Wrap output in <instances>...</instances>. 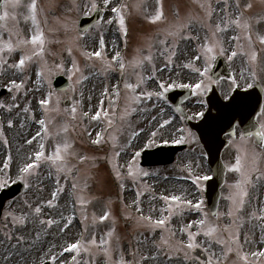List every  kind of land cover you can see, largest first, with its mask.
I'll return each instance as SVG.
<instances>
[{
  "label": "snow or ice",
  "instance_id": "snow-or-ice-1",
  "mask_svg": "<svg viewBox=\"0 0 264 264\" xmlns=\"http://www.w3.org/2000/svg\"><path fill=\"white\" fill-rule=\"evenodd\" d=\"M192 3L194 9L187 10L183 16L177 9L169 20L165 14L164 0H156L155 14L148 20L152 24H164L165 27L154 39L138 47L130 60H126L118 51L108 59V45L102 32L95 39L96 48L88 51L85 37L89 35V30L79 29L67 17L63 21L57 19L58 28L48 27L47 14L38 0H31L27 5L28 15L24 19L31 21L32 28L29 35L24 36L8 24L9 20L18 24L14 10L20 7L21 0H0V79L4 80L3 89L12 94V103L0 102V109L8 113L19 109L38 125L35 135L25 141L27 145L36 143L38 147L25 155L15 174L12 173L11 152L0 162V191L23 184L42 192L41 185L47 181H54L55 184L51 199L35 205L25 200L23 207L28 212L18 214L10 210L3 216L4 236L9 241H16L14 247L25 242L23 233L36 221L43 226L45 233L56 229L61 234L68 232L75 221L81 225L80 236L63 245L58 253L52 254L48 261L41 264H57L58 260L60 264H96L98 256L104 257L103 264H264V199L261 197V189H264V105L258 96L245 130L238 133V124L229 122L232 130L229 140L224 143L233 149L234 158L225 167L236 179L228 185V193L224 197L228 207L224 213L217 210L209 215L204 210L202 200L193 202L183 195H152L151 200L163 202L159 209H152V212L159 213L153 218L151 214H144L139 199L145 193L137 191L138 199L132 205L136 215L130 212L123 214V219L132 221L138 230V236H133L129 241L126 254L117 233L116 218L109 210L110 203L99 216L89 212V206L97 198L87 195L89 178L81 181L79 164L90 158L75 150L71 135L80 126V121H95L102 126L91 143L110 144L112 156L106 159L110 163L115 161L112 163L113 176L119 182L118 186L124 188L126 178L135 182L150 175L137 166L143 147L133 152L125 166L119 164L122 153L134 148L133 141L144 131L143 128L138 131L133 128L132 118L138 113L147 112L148 102L155 99L168 103L167 93L175 87L189 89L194 95L203 97L216 83L210 73L221 57L230 62L240 58L244 62L239 80L236 75L231 77L232 92L242 88L249 93L264 85V35L257 33L254 37V25L264 23V0H192ZM257 6L261 9L258 13L254 11ZM129 9V4L123 0H72L70 10L85 15L109 11L112 18L106 23H118V31L123 35L126 47V16L131 14ZM181 44L187 47L182 48ZM53 45H62L63 55L54 53ZM189 50L192 52L191 59L177 65V58L185 54L187 59ZM74 53L84 58L83 65ZM160 58H163L162 68L156 63ZM196 62L201 66L196 67ZM174 67L189 69L199 79L192 84L179 85L157 81L158 90L147 89L148 81L157 80V72L170 71ZM112 73L119 74L120 82L114 84L111 91L107 87L104 89L101 94L103 99L99 101L94 114L83 111L84 90L88 82L99 76L107 78ZM60 75L67 76L72 84L68 89L57 91L54 79ZM33 92L40 93L36 110L33 111L31 101L21 107L18 97L27 98ZM69 92L72 93L73 102L70 107H62L69 98ZM225 99L235 103L232 95L225 96ZM200 103L205 101L201 99ZM175 111L181 109L176 108ZM195 115L200 120L205 119V111ZM152 119L156 120V117ZM158 123L159 127L151 131L146 142L149 148L157 145L158 134L165 145H185L197 140L190 129L182 127L175 128L170 141L162 139L160 129L172 125L173 118ZM7 126L13 127V122L9 120ZM128 130H131L130 134ZM84 131L92 137V132ZM121 136H126V143H121ZM0 139L8 144L3 124H0ZM49 141L54 144L51 152L48 151ZM74 160L76 163H73ZM124 167L127 169L126 175ZM42 168L47 170V176L42 177ZM182 171L186 172L183 178L190 180L201 191L202 182L211 179L207 175H193L190 165H186ZM62 197L72 203L73 211L68 216L59 211L58 201ZM45 209H56L60 218H43ZM186 213H196L199 218L189 220L179 228L174 226L173 219L182 221ZM105 222H110L109 228L98 237L96 227ZM90 228L92 231L89 234ZM142 248L146 251L142 252ZM200 253H203V258Z\"/></svg>",
  "mask_w": 264,
  "mask_h": 264
},
{
  "label": "rangeland",
  "instance_id": "rangeland-1",
  "mask_svg": "<svg viewBox=\"0 0 264 264\" xmlns=\"http://www.w3.org/2000/svg\"><path fill=\"white\" fill-rule=\"evenodd\" d=\"M31 2V0H21V5L17 9H15V13L17 16L18 24L11 20L8 21L9 27H12L14 30H19L24 36H28L32 24L30 20H25V16L28 15L27 5ZM99 2V0H98ZM115 2V0H114ZM123 2L128 3L130 6V15L126 16V25L128 29V37H127V46L124 45V51L122 57L126 60H130L134 55L135 51L138 47L144 46L146 41L154 39L159 31L165 27L164 24H152L149 23L148 17L155 14L156 11V0H123ZM41 8L44 9L45 13L48 17V27L58 28L59 24H57V19L63 21L65 17L69 18L71 21L73 19V15L80 17L83 15V12H74L71 11L72 0H38ZM137 5H139V10H137ZM195 5L192 3V0H164V10L166 16L171 20L173 18V12L175 10H179L180 14L183 16L185 12L189 9H194ZM10 11H12L10 9ZM255 12H260L261 9L259 6L254 10ZM105 21L102 26H106L107 34H105L104 39L107 45V41L110 40L112 42L111 49H106L108 59L112 58V55L115 52L121 53L122 45L120 42V36L117 33H112L110 31L111 25H108L106 21L110 18V14L106 13ZM264 24V23H261ZM101 25V24H100ZM260 24L254 25V29L257 30ZM101 27L96 28V30H91L89 35L85 37V44L88 51H92L96 48L95 39L98 38V34L100 33ZM61 38H63V34L60 33ZM255 37V33H254ZM113 43L115 47H113ZM124 43V41H123ZM181 47L184 48V44H181ZM155 50V49H154ZM52 51L57 55H63V46L62 45H53ZM77 58L80 60L81 65L84 64V58L79 55V53H74ZM192 52L191 50L185 54L180 55L176 64L186 63L189 59H191ZM51 59V58H50ZM230 62V61H229ZM157 66L163 67V58H160L156 61ZM70 66V65H69ZM196 67H200V63L196 62ZM230 66L233 69L234 75H236L239 80V74L242 68L244 67V62L242 59L237 58L234 61L230 62ZM118 73H112L107 78L103 76H99L97 78L92 79L87 84V88L84 90L85 99L82 105L83 111H87L90 114H94L97 107L99 106V101L103 99L102 92L107 87L111 91L112 86L116 84ZM119 75V74H118ZM147 75V73H146ZM211 75V73H210ZM157 80L156 81H148L147 89L149 91L158 90L157 81L165 82L166 84L175 83L179 84H192L196 82L199 77L197 74L192 73L189 69H181V68H172L170 71L166 70L163 72L156 73ZM213 79V77H212ZM214 80V79H213ZM120 82V77L119 81ZM4 83L3 79H0V89L3 88L2 85ZM72 83V81H71ZM243 84V82L241 81ZM217 85L221 91V93L225 96L229 95L231 91V79H221L217 81ZM203 97H198L193 95L191 98L186 101L185 106L188 111L195 117L198 118L195 114L204 111L206 106L200 103L201 99L205 101V95ZM12 94L6 92L1 98L0 102L10 104L12 103ZM68 99H71L72 93H68ZM91 97V99H88ZM40 98V93L33 92L27 98L18 97V102L21 107H24L28 101H31L33 111L36 110L37 100ZM90 105V106H89ZM71 106V105H70ZM62 104V107H70ZM148 111L138 113L133 116L132 124L135 130H139L141 128L144 131L139 136V140L133 141L134 148L129 149L126 153H122L119 164L121 166H125L127 162L131 159L134 151H140L141 148H147V140L150 136L151 131L156 130L159 127V122H162L164 119L173 118V124L169 125L166 129H160V132L163 134L162 139L171 140L173 135L175 134L176 127H182L185 129H190L188 125L184 122V120L178 115L174 109V107L168 103H164V101H150L146 105ZM155 116L156 120H153L152 117ZM11 120L13 122V127L9 128L7 126L8 121ZM24 120L26 123H32L30 119L27 118V115L20 112L19 109H14L13 112L8 113L3 109H0V124H3L4 136L8 140V144H4L3 140L0 139V162L4 161L6 155L11 152L13 156V164H12V173L15 174L17 166L22 162L26 154H31L38 145L34 143L33 145H27L25 143L26 139L32 137H28L29 132L25 128ZM17 122L20 125H17ZM38 130V125H35ZM98 127L95 121L82 120L80 121V126L77 127L76 132L72 133V139L74 141L75 150L81 155L88 156L90 159L85 161L82 164H79L81 181L85 178L88 179L89 188L87 190V195L91 197H96L97 199L93 202L92 205L89 206V212L95 213L97 216L103 214L106 210V207L110 203L109 210L112 212V215L116 218L117 224V233L121 237V245L123 246L125 253L127 254V249L129 248V241L133 236H138V230L134 227L132 221H125L123 219V214L125 212H130L133 216L136 215L135 208L132 207L133 201L137 200L138 197L136 195L137 191L145 193L142 197H139L144 214L153 215V218H156L159 213L152 212L153 208L159 209L163 206V202L159 199L153 201L151 200L152 195L161 196V195H183L185 199L193 200L196 202L197 200H202L204 202V210L208 212L206 200H205V181L202 182L201 187L202 191L197 189L190 180L184 179L183 177L186 175L185 171L182 169L185 168L186 165H190L193 175L199 176H210L211 171L207 163V156L204 148L200 144L197 135L195 137L197 140H193L189 143L188 148L179 153L176 157V160L168 165V166H160V167H143L140 162V157L137 160V166L139 169L147 171L150 173L148 177L142 178V180H137L133 182L131 178H126L124 183V188H120L119 182L114 179L112 172V163L109 162L106 157H111V146L109 143H102L101 145H93L91 143V139L95 138L96 132L94 130ZM102 126H99V129ZM92 132V137L90 138L86 131ZM98 129V130H99ZM131 130H128V134H130ZM35 135V134H34ZM198 141V142H197ZM121 143H126V136H121ZM163 144L161 141V136L158 134L157 136V145ZM54 144L53 141L48 142V151L51 152L53 150ZM125 155V156H124ZM225 156L227 157L228 165L233 161L234 151L228 146L226 149ZM73 163H76L74 160ZM125 175L127 173L126 167L123 168ZM42 177L47 176V170L41 169ZM236 176L233 173L228 172L227 174V185L223 188L225 196L228 193V185L234 183ZM165 183L167 188H163L160 185ZM147 186V187H146ZM43 191H37L35 187L32 189L27 188L26 191L15 200L9 202L4 210L3 216H6L8 212L11 210L16 213L28 212L27 208L23 207V201L28 200L33 205L39 203L41 201H46L51 199V192L55 190L54 181H47L44 185H41ZM166 190L167 193L159 192L161 190ZM187 189H191V195L186 193ZM224 195L220 201V211L224 213L227 210L228 202L223 199ZM261 197L264 199V189H261ZM62 198L58 201L59 211L62 212ZM69 204L68 212H65V216H68L72 213V203L70 200L66 199ZM55 203V202H54ZM127 206V207H126ZM79 215V213H77ZM52 217L55 219H59L60 216L56 209H45L44 217L45 219ZM198 214L196 213H186L184 219L181 221L178 218H174L172 223L174 226L179 228L181 224L187 223L189 220L198 219ZM4 220L2 217V221L0 222V250L11 251L13 253H18L19 256L24 258L23 264H41L42 261L49 260V257L58 253L61 250V247L66 243L72 242L76 240L81 234V225L74 221L72 226V233L70 231L61 234L58 230L53 229L49 230L48 233L44 232L43 226L36 221L33 224H30L29 227L23 233L24 235V243L14 247L16 244L15 240H7L4 236ZM110 222H105L104 224L97 225L96 232L99 237V234L105 233L109 228ZM9 229H11V225H9ZM92 229H89V234ZM19 234V233H18ZM37 234H39V238H37ZM142 252L146 251L145 249H141ZM104 257L98 256L96 264H103ZM57 264H60V261H57Z\"/></svg>",
  "mask_w": 264,
  "mask_h": 264
},
{
  "label": "water",
  "instance_id": "water-1",
  "mask_svg": "<svg viewBox=\"0 0 264 264\" xmlns=\"http://www.w3.org/2000/svg\"><path fill=\"white\" fill-rule=\"evenodd\" d=\"M97 16L98 14L92 18H83L81 20V28L85 29L88 27L91 22L96 20ZM213 75L215 78L231 76V70L222 58L217 59ZM54 84L59 89H65L69 81L66 77L60 75L56 77ZM4 92L5 90L3 89L0 92V96ZM191 94V90H172L168 92V97L184 112L191 127L198 132L209 154V163L214 171V177L208 181L207 196L209 198V205L215 212L220 196V187L224 182L226 172V167L221 158V152L227 145L224 142L228 141L224 138V135L232 130L229 127V122L234 121L235 124L239 122L243 130H245L249 126V120L251 119V113L255 106L257 96L263 105V89L260 86L254 90H250L249 93L238 89L232 94L235 98V103H233L232 101L224 100L220 96L216 86L213 85L212 90L207 95L209 108L205 113V119L197 122L192 121L181 108V102ZM69 103L66 102V104ZM180 148L182 147L161 146L153 150H146L143 154L142 164L153 165L172 162L176 152ZM24 190L25 186L23 184H16L2 191L0 194V219L6 201L16 197Z\"/></svg>",
  "mask_w": 264,
  "mask_h": 264
},
{
  "label": "bare ground",
  "instance_id": "bare-ground-1",
  "mask_svg": "<svg viewBox=\"0 0 264 264\" xmlns=\"http://www.w3.org/2000/svg\"><path fill=\"white\" fill-rule=\"evenodd\" d=\"M107 44H108V49H111L112 42L109 40ZM184 47H187V46L184 45ZM22 122H24L26 130L29 132L28 137H30V135L33 136L37 132V129H36L35 125H32L30 122L29 123H26L24 120H22ZM17 125H20V123L17 122ZM98 128L99 127H97L94 130V132H96L98 130ZM135 140L136 141L139 140V137H137ZM160 186L163 187V188L164 187L165 188L168 187V186H166L165 183H162ZM159 192L167 193V191L164 190V189L161 190V191H159ZM186 193H188V194L191 195V189H187L186 190ZM68 209H69L68 201L66 200V198H63L62 199V207H61V210L65 214V212H68ZM69 231H70L69 233H72V231H73L72 227H71V229ZM23 261H24V258H22V256H19L18 253H13L11 251L0 250V264H23Z\"/></svg>",
  "mask_w": 264,
  "mask_h": 264
},
{
  "label": "flooded vegetation",
  "instance_id": "flooded-vegetation-1",
  "mask_svg": "<svg viewBox=\"0 0 264 264\" xmlns=\"http://www.w3.org/2000/svg\"><path fill=\"white\" fill-rule=\"evenodd\" d=\"M259 29H261L262 31H264V24H260Z\"/></svg>",
  "mask_w": 264,
  "mask_h": 264
}]
</instances>
